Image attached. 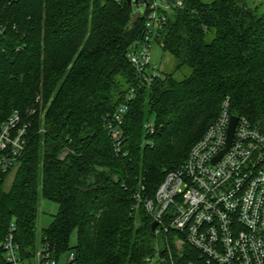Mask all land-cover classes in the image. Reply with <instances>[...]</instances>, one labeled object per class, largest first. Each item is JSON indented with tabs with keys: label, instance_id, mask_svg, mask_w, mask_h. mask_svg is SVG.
I'll list each match as a JSON object with an SVG mask.
<instances>
[{
	"label": "trees",
	"instance_id": "16d2710c",
	"mask_svg": "<svg viewBox=\"0 0 264 264\" xmlns=\"http://www.w3.org/2000/svg\"><path fill=\"white\" fill-rule=\"evenodd\" d=\"M167 1L153 41L176 66L142 86L128 55L147 12L125 0H0V128L36 110L19 165L0 179V243L15 221L30 260L48 244L57 262L71 251L74 264H144L158 242L136 194L155 197L227 98L264 132V3ZM124 105L118 152L107 124ZM41 199L59 210L39 239ZM197 255L186 245L174 264H205Z\"/></svg>",
	"mask_w": 264,
	"mask_h": 264
},
{
	"label": "built area",
	"instance_id": "2783aa9c",
	"mask_svg": "<svg viewBox=\"0 0 264 264\" xmlns=\"http://www.w3.org/2000/svg\"><path fill=\"white\" fill-rule=\"evenodd\" d=\"M256 1L264 3V0ZM182 4V0H176V6ZM160 7L169 10L172 5L167 0H149L144 40L128 55L142 86L162 75L152 63L154 36L161 22L167 19ZM6 29L0 21V35L5 34ZM134 97L132 89L128 101ZM126 111L127 105L120 107L107 124L118 152ZM35 113V109L26 113L16 111L1 125L0 179L19 165L28 145L30 117ZM234 116L238 117V122L230 148L214 163L228 146ZM136 199L143 202L153 221L158 222L155 234L163 237L165 245L162 255L157 250L144 264H174V253L183 255L186 245L195 250L197 260L205 264H264V132L248 118L233 113L227 98L216 121L193 145L184 163L168 172L155 197L143 200L136 194ZM170 234L179 236L174 240ZM1 253L5 254L3 264H58L48 244L42 246L35 263L22 256L16 241L15 221L0 243ZM74 260L72 253L69 264H74Z\"/></svg>",
	"mask_w": 264,
	"mask_h": 264
},
{
	"label": "rangeland",
	"instance_id": "374dc122",
	"mask_svg": "<svg viewBox=\"0 0 264 264\" xmlns=\"http://www.w3.org/2000/svg\"><path fill=\"white\" fill-rule=\"evenodd\" d=\"M205 1H211V0H205ZM152 63L157 65L158 69L163 73L172 72L176 66V60L173 58V56L171 54L163 51V49L155 41H153V47H152ZM221 108H222V105H221ZM221 108H220V111H221ZM110 137H111V135H110ZM111 139L113 140L112 137H111ZM162 182H164V181H162ZM12 183H13V176H11L7 180V186L6 187L9 188ZM161 185H162V183L159 185L158 189L160 188ZM58 210H59V205L57 203H55L53 201L46 200V199L40 200V213H39L38 224H37L39 239H41V237H42V230L49 227V225L54 220V217L57 215ZM137 221L139 222L138 219H137ZM177 235L179 236V234H177ZM177 235H175V236L173 235L172 239L175 240ZM75 243H76V236L74 235L72 237V245H75ZM40 247H41V245H40ZM72 253L73 252H71V251L62 253L60 258H59L58 264H69L70 255ZM36 257L32 258L31 262L32 261L34 262V259ZM4 259H5V254L1 253L0 254V264H3Z\"/></svg>",
	"mask_w": 264,
	"mask_h": 264
},
{
	"label": "water",
	"instance_id": "95a60500",
	"mask_svg": "<svg viewBox=\"0 0 264 264\" xmlns=\"http://www.w3.org/2000/svg\"><path fill=\"white\" fill-rule=\"evenodd\" d=\"M126 3L131 7L132 13L133 14H143L146 12L148 6H149V0H125ZM238 122V117L234 116L232 118V122L229 128L228 132V146L226 147L225 150H223L214 160V163H217L229 150L230 145L232 143V139L234 136V131L236 128ZM158 226V222L154 221L151 225V231L155 233L156 228ZM157 242H158V252L160 255H162L165 252V245H164V240L162 236L157 237Z\"/></svg>",
	"mask_w": 264,
	"mask_h": 264
}]
</instances>
